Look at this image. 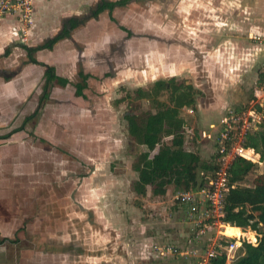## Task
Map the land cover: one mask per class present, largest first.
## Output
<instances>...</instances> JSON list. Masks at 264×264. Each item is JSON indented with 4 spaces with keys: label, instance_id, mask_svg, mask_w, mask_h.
<instances>
[{
    "label": "crops",
    "instance_id": "obj_1",
    "mask_svg": "<svg viewBox=\"0 0 264 264\" xmlns=\"http://www.w3.org/2000/svg\"><path fill=\"white\" fill-rule=\"evenodd\" d=\"M101 5L102 0H32V25L24 44L18 43L17 18L8 15L1 20L0 117L16 115L23 105L26 112L31 109L30 113L20 112L25 117L38 110L29 121L35 125L53 104L57 110L65 104L71 108L66 102L70 97L74 106L78 101L87 104L92 99L88 93L94 82L103 91L107 84L140 83L165 71L176 77L187 73L185 78L190 77L195 88L204 94L197 99L199 107L202 110L215 107L222 113L226 102L222 105L216 101L239 100V88L229 98L230 88H234L235 82L241 84L246 75H255V68L264 59V48L249 38L264 33V0H129L124 7L114 8L110 13L104 10L94 17ZM258 17L263 21L262 27L256 24ZM72 24H76L74 29ZM62 34L67 36L51 49L32 54L36 64L29 62L23 46L40 47ZM50 68L55 79L48 99L39 106L45 73ZM33 78L36 83L41 81V87L39 93L36 91L34 97H29ZM158 78L153 79L157 82ZM82 83L86 87L77 96V85ZM90 106L88 113L94 111L96 104ZM74 109L72 116L83 110L79 106ZM108 110L102 116L111 115ZM213 111L218 115L219 111ZM73 117V127L80 126L84 132L86 126L96 125V133L109 132L106 139L95 135L96 150L113 146L111 118L110 124L107 121L92 125V118L88 122L84 119L82 125L80 113ZM47 118L43 125L49 121ZM45 129L38 125L34 139L29 138L24 126L20 133L27 139L15 140L14 133L8 140L0 141V264H130L128 249L124 246L114 249L118 236L113 222L98 220L91 208L83 212L86 217L83 221L80 217L79 221H65L64 182L56 180L48 186L49 175L57 179L59 173L45 169V165L62 163L63 153L59 149L65 146L53 138L54 126L47 127L49 135ZM57 131L55 134L59 136ZM5 142L7 145H3ZM45 144L51 147V152ZM102 157L97 151L85 158L77 154L75 158L88 165L109 163L107 170H110L112 158L105 162ZM97 170L92 168L88 175H96ZM108 174L104 173L106 178ZM74 189L80 191L81 186L71 190L76 197ZM227 228L249 234L229 225L224 228L226 234ZM231 237L235 238V234ZM146 250L141 249V254ZM148 258L151 260L152 255Z\"/></svg>",
    "mask_w": 264,
    "mask_h": 264
},
{
    "label": "rangeland",
    "instance_id": "obj_2",
    "mask_svg": "<svg viewBox=\"0 0 264 264\" xmlns=\"http://www.w3.org/2000/svg\"><path fill=\"white\" fill-rule=\"evenodd\" d=\"M86 12L87 10L85 9L84 13ZM261 22H263L262 19L258 17L257 26L262 27ZM228 36L230 37L231 34H228ZM20 38L18 43H22ZM246 42L249 43L248 38H246ZM250 42L252 41L250 40ZM260 68L261 65L257 66L255 68V75H246L241 84L235 82L232 85L234 88H230L229 95L227 96L233 98V95L237 94L236 91L239 88V100L235 98L234 100L228 99L226 101L220 99V101H216V103H221L222 105V102H226L224 105L225 110L222 113L215 107H211L212 109L210 110H202L199 107L197 99L204 94L195 88L190 77L185 78L187 74L185 72L181 76L178 75L176 77L165 71L160 76L153 77H159L158 80L164 83L173 81V84H169L167 89L163 87L156 95L152 92L156 83V80L153 78H146L144 82L140 83L132 81L129 84H107L103 91L99 90V83L94 82L90 87L91 92L88 93L92 99H89L87 104L80 101L76 102L77 106L83 110L77 111L74 115L80 113L81 124L84 123V119L88 122L93 118L92 125L101 124V122L106 123L111 118V122H114L111 127L113 131L111 135L113 146L108 149L98 148L96 150L94 147V137L96 134L103 136L105 139L107 135L109 136V132L96 133L98 125L94 127L86 126L85 132L80 126L73 127L75 120L72 113L77 106H74L75 103L71 97L66 101L72 105L71 108L70 105L65 104V106H62L63 109L57 110V105L53 104L46 110V116H41L42 119L39 118L35 125H32L30 122L26 124V132L30 135L29 138L37 139L33 134L36 131L35 128H38V125L41 124L46 129L47 127L49 128V125L54 126L55 132L58 129L57 132L60 133L59 136H56L52 130L55 141L65 146L59 149L63 153L62 163L48 167L45 165V169H49L48 171H53L54 169V171L59 173L57 179L53 178V175H49V179L46 181L49 182L48 186L56 183V180L64 182L65 221L67 222L70 219L83 221L86 218L83 212L91 208L92 213L96 215L98 220L108 221L109 223L113 222L112 228L118 236L115 237L117 241L114 249L120 246L128 249L132 257L130 264H194L193 261L205 255L208 249L206 247L215 245L220 239L223 242L224 238H222L223 236L219 232L224 231V228L220 227L219 222L211 217L209 208L204 204L205 202H201L203 197L196 195L195 201L187 205L175 199V196L184 190L176 189L174 186H169L166 195L162 197L152 196L150 187H147L145 197H140L133 191V185L137 180V174L133 170V165L137 163L139 155L144 151V148L138 146L128 134L124 115L155 113L165 106L173 108V104L170 101L171 86L174 84L191 86L194 92L195 104L193 107L184 106L176 108L178 111L177 118L184 125L187 150L194 152L202 163L211 164L215 167L214 172L199 170L196 181V188L198 189V184L202 177L207 179L205 182L216 179V171L219 168L221 169L223 165L220 147L224 144L225 139L229 137L237 143L239 142V136L242 137L246 132L252 133V131L259 129L262 121V112L257 113L256 107L260 106L259 104L264 106L262 99L257 100L255 98V94L260 89ZM32 81L34 84L29 86L31 90L29 97H34L33 95L37 93L36 91L39 93L41 87V81L36 83L35 78ZM214 87H217V85H214ZM138 90L143 91L145 95H138ZM68 93L69 91H67L66 95ZM222 95L225 96L224 94ZM222 95L219 96L221 97ZM95 96H99L100 98H96ZM93 103L96 104V107L94 106L92 113H88L87 108L91 107L90 105ZM224 106L221 110H223ZM24 109V106L20 105L16 115L0 117V135L7 134L11 130L21 127L25 116L24 113L20 114V112H26ZM261 109L264 110V107ZM106 110L111 113L107 118L102 116V113ZM213 110L219 111L218 115L213 114ZM30 111L31 109L26 113H30ZM45 118L50 123L47 121L46 125H43ZM108 124H110L109 121ZM46 133L49 135L48 131ZM15 134H17L15 140L21 141L27 139L20 131L15 132ZM48 138L51 139V137L47 136ZM168 140V138L162 139L163 143H167ZM3 145H7V143L5 142ZM44 147H47L49 152L52 151L49 145L45 144ZM158 147L153 151L152 155L157 152ZM97 151L100 156H104L102 158H105V162L112 158L113 163L110 165V170H107V168L109 169V163L88 165L79 162L75 158L77 154L79 158H85ZM227 162L224 161V164ZM100 166L105 169H99ZM257 166L259 167L257 172L249 174L246 177L244 181L245 185L250 186L257 174L264 173V163H257ZM94 167L98 168L96 175L89 176L88 174L91 173ZM229 167L230 165L227 166V172ZM105 171L109 173L107 178L104 175ZM227 179L229 181L228 175ZM79 186H81V190L77 191L74 189V192L77 194L74 197L71 194V190ZM79 209L81 210L80 213H78ZM68 215L69 219H67ZM78 217H80L79 220ZM200 221L202 224L197 226ZM230 229H226V236L231 237V233H228ZM242 230L249 234H256L250 229ZM253 235H248L249 237L245 235V238L251 241L252 238L250 237H253ZM150 239L152 240L150 241ZM167 246L175 249L176 252L166 253L165 251V255L160 256L159 251ZM1 248L3 250L6 249L5 245ZM141 249H147L146 253L142 255L141 252L143 251ZM193 252H196V254ZM151 255L152 258L150 260L148 257ZM141 257L143 261L140 260Z\"/></svg>",
    "mask_w": 264,
    "mask_h": 264
},
{
    "label": "trees",
    "instance_id": "obj_3",
    "mask_svg": "<svg viewBox=\"0 0 264 264\" xmlns=\"http://www.w3.org/2000/svg\"><path fill=\"white\" fill-rule=\"evenodd\" d=\"M128 1L106 2L102 0V5L97 7L94 17L104 10L110 13L114 8L124 7ZM71 27L74 29L76 24H72ZM64 36H67V34H62L40 47L27 48L23 46L27 52L29 62L36 64L37 61L32 54L38 50L51 49ZM54 79V70L50 68L45 73L39 106L48 99L51 83ZM169 84H173V81L170 83L157 81L152 92L156 95L163 87L167 89ZM85 87V83L77 85L75 94L81 96ZM170 89L172 92L170 101L173 104V108L165 106L155 113L124 115L128 134L138 146L144 148V151L139 155L137 163L133 165V170L137 174L133 191L140 197L146 196L147 187L151 188V194L154 197L166 195L169 186H174L176 189L184 191L193 190L196 188L200 169L205 172H214L215 169L211 164L202 163L194 152L187 150L184 125L177 118L178 111L176 108L193 107L195 104L192 87L174 84ZM138 95L144 96L145 93L138 90ZM257 110L261 109L257 108ZM37 113L38 110L34 114L25 117L21 127L18 129L0 135V141L6 140L15 132L23 130L24 126L33 120ZM165 138L169 139L167 143L162 141ZM243 146L253 149L259 154L260 161L264 163V110L262 111V121L259 129L252 131V133H246ZM157 147L159 149L152 155ZM258 168L257 164L237 158L232 162L228 170L230 188L224 199L223 217L221 220L224 224L236 229H250L259 237L256 246L243 243L244 255L230 264H264V173L257 174L250 186L244 184L246 177L257 172ZM206 180L202 177L199 183L202 185ZM228 233H231V235L235 234V238L242 235L241 232L235 229H230ZM248 235L251 236L253 234ZM223 243L227 245L228 240L223 239ZM215 264H227L225 254L218 256Z\"/></svg>",
    "mask_w": 264,
    "mask_h": 264
},
{
    "label": "built area",
    "instance_id": "obj_4",
    "mask_svg": "<svg viewBox=\"0 0 264 264\" xmlns=\"http://www.w3.org/2000/svg\"><path fill=\"white\" fill-rule=\"evenodd\" d=\"M32 11V0H0V22L8 15L15 16L20 24L19 34L22 44H24L26 41V34L32 25ZM250 40L254 44L260 45L264 48V33L250 35ZM255 98H257V100L262 99L264 101V59L260 68V89L259 92L255 94ZM259 105L260 106L256 107L257 113H261L263 110L261 108L264 107L262 104ZM257 108H260L261 110H257ZM246 133L243 134L242 137L239 136V142L237 143L228 137V139H225L224 144L221 145L220 156L222 157L223 165L221 169L219 168L216 171V179L204 182L202 185L199 183L198 189L195 188L193 190L183 191L182 193H179L175 196V199L187 205L188 203L195 201L196 195L203 197L201 202H205L204 204L209 208L211 217L219 222L220 227L222 228L228 226L221 220L223 217L224 199L230 188L229 181L227 179V166L231 165L232 162L237 158H242L254 164H261L259 154H257L253 149L243 146V139ZM224 161L228 162L224 164ZM201 224L202 222L200 221L197 226H200ZM219 233L222 234V238L228 240L227 245H225L222 242V239H220V241H217L215 245L206 247L208 249L206 250L205 255L201 258L198 257L196 261H193L194 264H215L217 262V257L222 254H225L226 263L230 264L244 255V251L242 249L243 243L253 246H256L258 243V236H256L257 234L253 235V238L250 241L245 237H228L224 234V231H220ZM165 251L166 253L176 252L175 249L167 246L163 247L162 250L159 251L160 256H164ZM193 253L196 254V252Z\"/></svg>",
    "mask_w": 264,
    "mask_h": 264
},
{
    "label": "bare ground",
    "instance_id": "obj_5",
    "mask_svg": "<svg viewBox=\"0 0 264 264\" xmlns=\"http://www.w3.org/2000/svg\"><path fill=\"white\" fill-rule=\"evenodd\" d=\"M224 234L226 235V233H224ZM239 237H245V235L242 234V235H239ZM239 237H238V238H239ZM236 238H237V237H236Z\"/></svg>",
    "mask_w": 264,
    "mask_h": 264
},
{
    "label": "water",
    "instance_id": "obj_6",
    "mask_svg": "<svg viewBox=\"0 0 264 264\" xmlns=\"http://www.w3.org/2000/svg\"><path fill=\"white\" fill-rule=\"evenodd\" d=\"M101 3V2H100ZM67 21H65L64 23H66Z\"/></svg>",
    "mask_w": 264,
    "mask_h": 264
}]
</instances>
